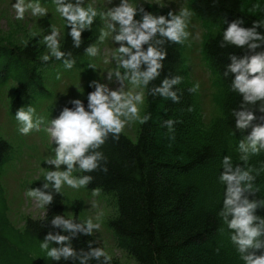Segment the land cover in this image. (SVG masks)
<instances>
[{
  "label": "trees",
  "instance_id": "16d2710c",
  "mask_svg": "<svg viewBox=\"0 0 264 264\" xmlns=\"http://www.w3.org/2000/svg\"><path fill=\"white\" fill-rule=\"evenodd\" d=\"M49 2L41 0L42 5ZM144 8L167 13L152 5ZM190 9L204 25L214 29L206 36L204 56L218 81V112L213 115L204 112L199 92L189 91L195 86L187 73L182 44L168 42L165 44L168 57L161 76L152 84L159 85L169 74L181 76L182 83L175 86L180 90V102L146 94L143 115L150 114L151 118L140 125L136 141L121 133L118 141L109 137L102 146L108 172H75L91 175L93 180L85 187L92 192L97 189L113 206L115 213L108 226L116 246L136 264H243L227 226L217 215L224 192L218 180L222 158L231 155L234 164L240 163L238 140L251 132V128L245 133L235 129L231 110L239 105L240 96L231 91L233 77L223 76L225 66L231 62L229 54L243 52L220 48L219 41L227 26L226 18L243 16L246 26L254 19L264 18V0H191ZM99 27L96 17L91 30L82 33L81 47L75 48L65 25L62 48L72 53L76 60L74 67H79L87 56L85 48L98 41ZM46 52L39 37L28 38L21 46L10 39L0 41V86H14L13 108L27 106L37 96H51L46 87V70L53 63L63 62L55 58L43 61L41 57ZM93 90L87 89L82 99L85 105L87 93ZM73 106L63 105L60 112ZM168 119L175 121L171 131L165 126ZM257 122L264 121H254ZM11 151L10 144L0 137V264H72L52 261L40 248L48 232L69 235L51 224L55 214L65 215L64 194L55 196L43 219L28 218L21 230L10 222L2 171L10 161ZM249 164L264 169V152L252 156ZM254 185L259 189L255 198L264 199V170ZM257 214L264 216V209H258ZM74 219L79 220L77 216ZM88 241H95L92 235L78 234L71 242L80 249L87 248ZM111 264L121 262L112 259Z\"/></svg>",
  "mask_w": 264,
  "mask_h": 264
},
{
  "label": "clouds",
  "instance_id": "9594fccd",
  "mask_svg": "<svg viewBox=\"0 0 264 264\" xmlns=\"http://www.w3.org/2000/svg\"><path fill=\"white\" fill-rule=\"evenodd\" d=\"M148 2L150 6L153 3L158 6V10L168 7L166 0ZM53 3L75 48L82 45V33L91 30L96 17H101L103 27L98 41L102 43L111 38L116 45L111 53L115 68L103 73L101 78L106 83L99 80L90 82L94 90L86 95L87 105L81 99H74L70 101L73 107H64L47 123L44 116L36 114L31 104L16 111L19 133L27 135L33 130H41L44 125V131L55 145L54 155L44 161L49 167L43 171L42 187L26 191V195L34 198L40 208L49 207L55 196L62 194L64 186L79 189L93 180L91 175H73L74 172H108L102 146L109 137L118 141L130 122L143 124L151 118L150 114L141 115L146 94L180 102V90L175 86L182 83L181 76L169 74L159 85L152 82L160 78L168 57L165 44H182L190 36L187 29L192 16L188 7L170 9L161 14L141 5L138 7L132 0H119V3L112 0L114 6L99 12L87 0H53ZM12 8L16 20L25 19L26 13L32 17H45L49 13L41 0H15ZM225 24L219 47L241 49L243 52L242 55L230 53L228 59L231 62L223 71L225 78L233 77L230 80L231 91L240 96V103L232 108L231 115L235 120V129L245 133L251 128V132L238 140L236 150L240 163L234 164L231 155L222 158L218 180L224 186V192L222 207L217 215L227 226L231 243L243 264H264V216L257 214L258 209H264V199L255 198L259 189L254 185L256 177L264 169H256L249 164L252 156L264 152V122L254 123L264 121V18L254 19L250 26H246L244 17L238 16L232 20L226 18ZM31 35L38 34L31 32ZM62 39L61 27L51 24L48 34L39 38L47 49L41 58L45 62L55 58L70 70L76 60L71 52L63 50ZM84 52L88 57H97L99 48L93 43ZM109 63L110 60L105 58L104 64ZM89 67L96 68L95 64ZM56 79H61L60 73H57ZM196 87L189 91L194 92ZM76 88L82 95L85 93L81 83ZM174 123V120L168 119L165 126L171 131ZM37 180L41 179L38 177ZM97 193L98 190L93 189V195ZM92 206L95 207L94 202ZM51 224L69 233L48 232L41 240L40 248L52 261L111 264V255L104 247L95 246V241H88L87 248L80 249L71 242L78 234L91 236L99 230L100 224L93 218L81 221L71 215L55 214Z\"/></svg>",
  "mask_w": 264,
  "mask_h": 264
},
{
  "label": "rangeland",
  "instance_id": "374dc122",
  "mask_svg": "<svg viewBox=\"0 0 264 264\" xmlns=\"http://www.w3.org/2000/svg\"><path fill=\"white\" fill-rule=\"evenodd\" d=\"M190 1L166 0L168 7L161 9V11L178 10L180 7L190 9ZM13 2L15 0H0V41L8 42L10 39L12 43L21 46L28 38H40V36L48 34L51 24L61 27L62 37L64 36L65 24L59 14L55 12L53 0L43 5L49 12L45 17H32L26 13L23 20L15 19V12L12 8ZM132 2L138 7L149 5L148 0H132ZM87 3L96 7L98 12L106 11L109 7L114 6L112 0H87ZM115 3H119V0H115ZM152 6L158 9L154 3ZM190 11L192 12L191 9ZM97 17L100 22L98 29V35H100L103 21L99 15ZM187 30L190 36L182 43L187 73L192 84L195 87L198 85L196 90L199 92L204 112L213 115L218 112L219 86L216 76L208 67L205 59L204 43L206 36L210 32H214V29L211 30L204 25L192 12ZM31 32H36L38 35L32 36ZM96 44L99 48L97 57L86 56L80 62L79 67L67 70L63 64L53 63L51 68L46 70V87L51 96L48 98L37 96L32 98L29 103L36 109L37 115L45 117V123L58 116L64 104L70 103L74 99L82 100L91 81L107 82L101 77L110 68H115L114 62H111V53L116 45L111 38H106L102 43L97 41ZM105 58L110 60L107 65L104 64ZM92 64H95V69L89 67ZM57 73L61 74L59 80L56 79ZM80 83L85 89L83 95L76 88V86H80ZM13 88L12 84L0 86V137L8 142L12 148L10 161L2 171V185L7 199L10 222L21 230L26 219L41 220L46 215V207L40 208L34 198L26 195V191L29 188L43 185V171L48 170L46 167H49L44 161L46 157L54 155L55 145L44 131V125L41 126V130H33L27 135L19 133L15 113L21 106L12 107L14 103L11 96ZM81 90L83 91V89ZM144 109L145 104L141 106V115H143ZM140 125L139 121L130 122L122 133L134 141ZM73 175L76 173L74 172ZM38 177L41 179L40 181L37 180ZM62 194L65 196L66 216L71 215L73 218L77 216L81 221L89 217L93 218L94 222L100 224L99 230L92 234L95 242L100 247H104L112 259L121 262V264H136L126 252L116 246L113 232L108 226V220L115 213L112 205H109L99 193L93 195V192L86 187L72 189L64 186ZM93 202L95 207L92 206Z\"/></svg>",
  "mask_w": 264,
  "mask_h": 264
}]
</instances>
